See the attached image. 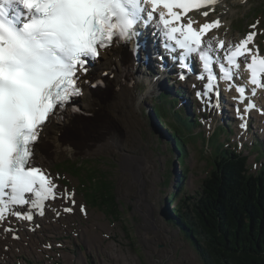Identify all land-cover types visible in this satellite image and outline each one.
I'll use <instances>...</instances> for the list:
<instances>
[{
	"label": "snow or ice",
	"instance_id": "snow-or-ice-1",
	"mask_svg": "<svg viewBox=\"0 0 264 264\" xmlns=\"http://www.w3.org/2000/svg\"><path fill=\"white\" fill-rule=\"evenodd\" d=\"M214 3L216 0H0V222L6 223L10 216L33 221L36 214L45 215L47 202L65 198L56 178L40 163L37 142L50 118L81 94L89 66L101 50L133 43L143 26L155 24L165 49L174 60L183 62L182 68L189 69L190 58L202 63L207 75L199 78L207 80L208 93L219 95L220 79L228 81L229 90L235 88L241 102L249 94L254 97L258 88L264 89V55L258 47H249L258 35L255 24L239 42L226 44L215 37L205 40L220 27L219 19L199 24L188 15ZM138 47L132 49L134 54ZM242 65L250 74L247 83L251 88L236 83L243 79L239 74ZM255 107L249 102L245 111ZM74 196L73 192L66 196L72 205L76 204ZM64 211L72 213L74 208L68 206ZM4 231L20 239L10 225Z\"/></svg>",
	"mask_w": 264,
	"mask_h": 264
},
{
	"label": "rangeland",
	"instance_id": "rangeland-1",
	"mask_svg": "<svg viewBox=\"0 0 264 264\" xmlns=\"http://www.w3.org/2000/svg\"><path fill=\"white\" fill-rule=\"evenodd\" d=\"M228 4L232 6L231 15L228 14L229 7L219 2L215 8L216 12L210 14L209 19L216 15L228 17L229 23L220 31H223L225 36L235 39L244 38L252 29L251 26L257 25L259 21L258 46L264 51V0H228ZM110 56L103 54L100 60L107 61ZM110 61L111 58L102 65L108 68ZM154 62L157 64V61ZM138 66L143 72L142 66ZM150 76L157 75L155 73ZM147 77L148 74L143 72L142 84L138 88L141 93H145L149 88ZM166 87L164 80L160 89L156 88L152 94L144 95L141 109L137 100L124 102L125 98L120 99L115 92L104 96L97 95L93 105L87 93L84 97L83 94L79 97V103L82 106L86 104V109L91 113L89 109L91 108L95 115L89 121L87 133L91 138L104 133L105 139L112 147L82 155L62 156L58 153L59 156L49 167L64 188L69 187L76 192L75 197L79 206H75L74 209L77 216L65 217L58 229H49L47 226L42 228L39 237L34 240L33 248V242L29 241L31 243L28 245L29 250L21 249V252L12 258V264H206L186 232L168 218L169 212L174 214L176 207L173 202L168 204L169 197L173 191H177L178 200L185 199L186 194L195 197L193 202L201 198L203 182L210 175L208 173L212 168L215 154L218 153L212 141L209 146L207 144V137L214 133V129L220 135V143L234 149L237 147L250 156V165L254 172L264 167V124L256 122L240 145L241 131L236 129L235 121L229 120L228 123L232 126L233 132L222 135L225 128L220 125H226L221 119L225 114L212 112L210 115L213 121L209 119L210 116L207 118V121L213 124L212 126L210 124V127L206 124L193 125V119L189 117L187 121L192 128L190 131H186L176 119L179 130L183 134L185 132L190 134L186 138L188 145L187 154L184 156V164L188 165L189 170L182 171L183 164L180 162L182 159L175 138L170 131H166L168 128L163 127L151 111L152 106L156 105L160 98L163 99V94L170 95L167 96L168 100L174 98ZM188 95L189 93L187 97ZM175 99L176 103H182L179 98ZM164 101L168 109L175 108L171 101ZM179 103L177 108L181 109L180 114L183 113L185 116L186 108ZM164 118L172 124L175 115L170 112L165 114ZM71 121L78 126L80 124L77 119ZM61 128L64 127L58 129ZM76 134L79 138H86L80 132ZM229 138L232 140L229 141ZM128 152L136 155L145 154L151 164L149 169L141 170V175L136 177L135 172L126 167L124 162V155ZM74 163L82 164L81 177L84 181L79 180L78 174L73 176L72 173L76 172L71 165ZM89 168L91 171L86 172L85 170ZM104 172L115 185L116 207L120 212L114 215L107 206L93 207L87 201L88 197L83 194L82 181L87 183L88 178ZM180 175L184 176L185 180L183 188L179 190L176 189V184ZM142 176L144 182L140 180ZM80 204H86V214L80 212ZM68 205L71 206V203H67V207ZM84 227L88 228L87 234ZM90 241L96 244L88 245Z\"/></svg>",
	"mask_w": 264,
	"mask_h": 264
},
{
	"label": "trees",
	"instance_id": "trees-1",
	"mask_svg": "<svg viewBox=\"0 0 264 264\" xmlns=\"http://www.w3.org/2000/svg\"><path fill=\"white\" fill-rule=\"evenodd\" d=\"M163 96L153 109L164 119L175 138L182 159V171L189 170L184 164V156L187 154L186 138L190 134L179 130L176 119L186 131H190L192 128L187 119L191 115L180 114L177 108L179 102L168 100L167 94ZM164 100L171 101L175 108L168 109ZM168 110L175 115L172 124L164 118ZM192 124L196 125L195 120ZM223 130L224 135L227 129ZM218 134L207 137L208 146L212 141L218 153L208 173L210 175L203 182L201 198L193 202L195 197L186 194L185 199L178 200L179 192L173 191L168 201L175 203V215L170 211L168 218L186 232L206 264H264V167L256 172L251 170L250 156L220 143ZM71 167L76 172L72 173L73 176L78 174L79 180H83L82 164L74 163ZM184 180L182 176L177 189L183 188ZM83 181V194L93 207L107 206L113 215L120 212L116 207L115 185L105 172L88 178L87 183Z\"/></svg>",
	"mask_w": 264,
	"mask_h": 264
},
{
	"label": "bare ground",
	"instance_id": "bare-ground-1",
	"mask_svg": "<svg viewBox=\"0 0 264 264\" xmlns=\"http://www.w3.org/2000/svg\"><path fill=\"white\" fill-rule=\"evenodd\" d=\"M220 2H223L229 7L228 14L231 15V12L233 10L231 9L232 7L231 4H228V0H221ZM215 8L216 5L214 4L209 7H206L205 10H199L189 15L193 20L197 21L199 24H202L207 21H214L216 19H219L221 21L220 27L217 29H213V31H211L205 37V40L215 37L225 40L226 44H235L239 42V40L243 39V38L235 39L233 37L225 36L223 31L222 32L220 31L222 27H224L226 24L229 23L228 17L216 16L215 19H208L210 14H212L211 11H214ZM205 11L208 12L207 16H204L202 14ZM230 23H232V21H230ZM254 43L256 44L258 43L257 38H255ZM133 48L134 46L132 44L125 45L119 43L113 45L108 49H103L102 53L104 55H108V54L111 55L110 58L112 61H110V65L108 66V68H106L102 64L107 63V61L110 58L107 61L104 62L101 61L100 59L103 54L100 55L98 60L90 64L89 66L90 72L87 74V80L83 84L84 87L83 97L87 93L91 98V105H93L94 99L97 95L104 96V95H109L110 92H115L120 99L125 98L124 102L126 100H137L139 108L141 109L143 103L142 99L144 95L152 94L156 88L162 86L163 84L162 76L160 75L150 76L148 74L147 81L149 82V88L145 91V93H141L138 90L139 86L142 84L141 77L143 76V72L139 69L138 66L139 62H137L133 56L134 54L132 51ZM244 72L245 70L242 65L239 74L242 76ZM105 73H107V75H105ZM192 91L193 93H189L188 95L189 102L193 100V95L197 96V93L201 91V86H199L198 83H194ZM256 93L258 95L259 102L261 104L264 103V89L258 88ZM78 99L74 101L73 106H69L66 110H61L57 116L50 118L51 122L48 123V125L43 129L42 138L37 142V152H38L39 161L48 171L51 170L49 165L53 163L55 158L59 156L58 153H61L62 156H66L68 154L82 155L91 152L102 151L105 147H112V144L105 139L104 133H99L95 138H91L89 136V133H87V128L89 126L90 119L91 118L93 119L95 117L93 113L94 111H92V109L89 108L91 110L90 113V111L86 109V104L82 106V104L79 103ZM205 100L206 102H208L207 98ZM229 105L233 106L232 102L229 103ZM262 109L264 108H260V107L257 108L256 112L254 113L255 115L252 113L251 117L252 118L257 117L261 123H264V111H262ZM230 110L233 112L235 108H231ZM217 112H219L220 115L224 114L222 113L223 111L217 110L215 113ZM169 113L170 110H168V114ZM187 116L188 115H186V117ZM233 116H239V114L236 113L233 114ZM72 119L79 120L80 121L79 126L77 124H74L71 121ZM244 119H246V116L243 118V120ZM60 127H64V128L63 129L61 128V130H59L58 128ZM67 129H69L70 131ZM72 131H74V133H71ZM77 132L82 133L83 135L86 136V138H79V136L76 134ZM124 162L126 164V167H130L132 172L133 171L135 172L136 177L141 175L140 174L141 170L143 169L148 170L149 165H151L149 159L147 158V156H145V154L136 155V154H131L129 152L125 153ZM140 180L144 182L143 176L140 178ZM75 198L77 199V197ZM69 202L66 201V198L57 199L55 202H53L50 209L57 208V210L53 211L52 209L50 213H47L43 217H38L36 219V223H40L39 228H34L33 231L28 230V226L34 225L33 222V223H28L24 231L19 230L18 233L20 239L13 240L12 234L10 232L4 231L5 227L11 224L12 221L11 218L10 221L7 220L6 223L5 222L1 223L0 224V264H12V258H14V255L21 252V249L23 248L29 250L28 245H31L32 242H33L32 243V248H33L34 240L37 237H39L38 235L42 231V228L47 226L49 229L51 228L58 229L63 223L65 217L67 216L69 218L76 217L77 214L75 209L72 213H68L64 211L65 207H67V203ZM57 211H59L60 215L56 214ZM84 230L86 233L88 228L84 227ZM27 238H30L31 240H28ZM29 241H31V243ZM85 243H87V240L85 241ZM94 244H96L94 241H90L88 243V245H94ZM18 247H19V251H18ZM6 248H8L9 250Z\"/></svg>",
	"mask_w": 264,
	"mask_h": 264
},
{
	"label": "water",
	"instance_id": "water-1",
	"mask_svg": "<svg viewBox=\"0 0 264 264\" xmlns=\"http://www.w3.org/2000/svg\"><path fill=\"white\" fill-rule=\"evenodd\" d=\"M175 145V144H174Z\"/></svg>",
	"mask_w": 264,
	"mask_h": 264
}]
</instances>
